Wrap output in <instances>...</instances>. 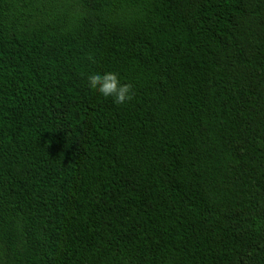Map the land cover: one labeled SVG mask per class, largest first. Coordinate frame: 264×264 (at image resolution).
Returning <instances> with one entry per match:
<instances>
[{"label":"trees","instance_id":"1","mask_svg":"<svg viewBox=\"0 0 264 264\" xmlns=\"http://www.w3.org/2000/svg\"><path fill=\"white\" fill-rule=\"evenodd\" d=\"M0 264H264V0H0Z\"/></svg>","mask_w":264,"mask_h":264},{"label":"clouds","instance_id":"2","mask_svg":"<svg viewBox=\"0 0 264 264\" xmlns=\"http://www.w3.org/2000/svg\"><path fill=\"white\" fill-rule=\"evenodd\" d=\"M87 84L103 98H110L115 105H124L132 99V85L123 82L116 72H91L87 75Z\"/></svg>","mask_w":264,"mask_h":264}]
</instances>
